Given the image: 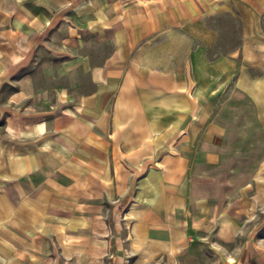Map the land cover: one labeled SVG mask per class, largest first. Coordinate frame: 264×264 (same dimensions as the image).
Here are the masks:
<instances>
[{"label":"crops","instance_id":"1","mask_svg":"<svg viewBox=\"0 0 264 264\" xmlns=\"http://www.w3.org/2000/svg\"><path fill=\"white\" fill-rule=\"evenodd\" d=\"M254 180L264 0H0V264L177 260Z\"/></svg>","mask_w":264,"mask_h":264},{"label":"rangeland","instance_id":"2","mask_svg":"<svg viewBox=\"0 0 264 264\" xmlns=\"http://www.w3.org/2000/svg\"><path fill=\"white\" fill-rule=\"evenodd\" d=\"M227 21L226 17L218 20L219 23ZM233 27L236 31V26ZM227 37L233 39L236 35ZM254 182L258 185L254 188L248 182L239 202L232 199L224 202V209L233 216V226L221 239L216 237L218 223L213 221L209 229L193 234L190 246L179 251L177 260L171 259L174 255H170V258L164 257L158 262L149 259L147 264H264V180ZM127 264H141V261L128 260Z\"/></svg>","mask_w":264,"mask_h":264}]
</instances>
